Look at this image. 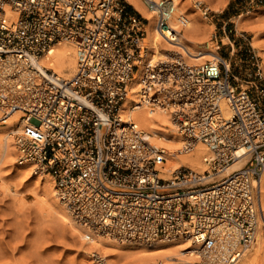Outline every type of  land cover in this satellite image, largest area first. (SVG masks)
Here are the masks:
<instances>
[{
    "label": "built area",
    "instance_id": "2783aa9c",
    "mask_svg": "<svg viewBox=\"0 0 264 264\" xmlns=\"http://www.w3.org/2000/svg\"><path fill=\"white\" fill-rule=\"evenodd\" d=\"M144 5L155 28L176 42L188 18L175 0ZM147 22L123 0H0V124L19 113L16 161L52 177L79 221L142 241L177 236L207 252L221 232L235 242L213 264H237L262 215L256 183L264 172V73L252 62L243 86L217 52L201 64L174 52L146 58ZM62 41L74 49L69 78L38 65ZM140 70V100L130 108L164 106L183 153L205 146L201 172L180 166L164 177L163 150L133 119L122 120Z\"/></svg>",
    "mask_w": 264,
    "mask_h": 264
},
{
    "label": "bare ground",
    "instance_id": "6f19581e",
    "mask_svg": "<svg viewBox=\"0 0 264 264\" xmlns=\"http://www.w3.org/2000/svg\"><path fill=\"white\" fill-rule=\"evenodd\" d=\"M126 1L148 20L145 24L146 35L143 40L146 58L154 60L174 52L175 54L181 53L185 58L187 57L189 64H195L216 54V51L210 48L194 50L196 41H200L199 39H195V36L201 31V25L198 23L199 18L195 16L196 11L193 12L195 13L194 18L187 22L186 26L178 34L177 41L174 42L172 40L175 37L172 32L167 31L163 35L155 28V16L153 12H150L146 8L144 0ZM192 14L191 16H193ZM225 40L226 38H224L223 44H226ZM38 65L52 69L65 78L71 77L75 73L73 45L65 41L54 44L51 54L40 58ZM140 77L141 70L135 74L129 86V95L121 105L120 113L122 120L133 119L141 129L150 135V141L163 150L165 162L161 165V171L164 177H169L170 173L180 166H186L195 171L204 170L206 166L202 158L207 153L205 146L198 143L191 152L183 153L181 150L183 138L173 127L169 112L164 106L150 108L147 105H138L134 109L130 108L133 103L138 104L140 100ZM5 123L6 126L0 127V171L3 166L2 164H6L9 160H12L10 161L11 164H18L17 169L19 171H28L30 169L28 164L18 163L17 159L13 160L14 157L12 156L13 153L16 154V149L14 145V148L11 147V138L15 128L20 124L19 113H15ZM239 166V163H233L227 168L225 173L227 174ZM51 179H48L44 183L45 187L43 186V188L45 189L43 191L46 197L49 196V200H51L52 205L56 208V210L54 208L55 212H58L67 221V224H70V227L77 229L78 234L82 232L84 233L83 235H87L93 245L91 249L94 251H104L107 254L106 256H110L112 264H121L120 260L124 258H131L133 264H193L196 262L213 264L221 262V258L227 251L228 243L232 245L235 242V238L225 237L223 239L220 236L221 232H218L216 247L213 251L207 252L200 248L199 243H192L177 236L158 237L149 241L117 236L103 227L81 223L59 199L54 180ZM256 185V203L259 210H262V215L258 214L257 216L258 227L252 246L253 249L250 248L251 252L247 253L248 255L242 264H264V172L261 173ZM8 192H12L10 186L5 184L0 176V193L4 194ZM218 231L220 230L218 229Z\"/></svg>",
    "mask_w": 264,
    "mask_h": 264
},
{
    "label": "rangeland",
    "instance_id": "374dc122",
    "mask_svg": "<svg viewBox=\"0 0 264 264\" xmlns=\"http://www.w3.org/2000/svg\"><path fill=\"white\" fill-rule=\"evenodd\" d=\"M123 1L130 6L129 11L143 17L128 1ZM175 3L188 21L194 18L195 11L199 18L201 31L195 39L200 41H196L194 50H215L218 46L215 51L230 62L238 85L245 86L251 79L249 75L256 69L252 62H258L264 73V0H175ZM204 9L208 10L207 15L202 13ZM224 38L226 44H223ZM185 60L188 63L187 57ZM207 60L211 58L195 64ZM12 156L16 160V154ZM10 161L2 164L0 171L1 180L12 191L0 193V264H97L95 251L112 264L104 251L91 249L93 245L87 235L78 234L77 229L55 212L56 208L43 191L44 183L52 177L35 175L31 168L19 171L18 164ZM250 248L237 264L244 262ZM128 259H121V264H133V260Z\"/></svg>",
    "mask_w": 264,
    "mask_h": 264
},
{
    "label": "trees",
    "instance_id": "16d2710c",
    "mask_svg": "<svg viewBox=\"0 0 264 264\" xmlns=\"http://www.w3.org/2000/svg\"><path fill=\"white\" fill-rule=\"evenodd\" d=\"M127 7H128L129 9H131L130 6H127Z\"/></svg>",
    "mask_w": 264,
    "mask_h": 264
}]
</instances>
